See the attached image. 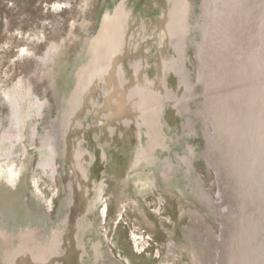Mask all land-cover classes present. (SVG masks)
Wrapping results in <instances>:
<instances>
[{
    "label": "rangeland",
    "instance_id": "1",
    "mask_svg": "<svg viewBox=\"0 0 264 264\" xmlns=\"http://www.w3.org/2000/svg\"><path fill=\"white\" fill-rule=\"evenodd\" d=\"M158 1L187 5L181 40L151 32ZM99 77L113 106L103 84L75 134L66 122L93 189L81 207L57 137L76 84L82 99ZM151 82L159 108L119 107ZM107 107L128 116L111 132ZM35 234L51 264H264V0H0V264L6 235L20 248Z\"/></svg>",
    "mask_w": 264,
    "mask_h": 264
},
{
    "label": "bare ground",
    "instance_id": "2",
    "mask_svg": "<svg viewBox=\"0 0 264 264\" xmlns=\"http://www.w3.org/2000/svg\"><path fill=\"white\" fill-rule=\"evenodd\" d=\"M179 1V0H178ZM182 1V0H181ZM174 3L173 4H175L176 3V1H173ZM125 3V2H124ZM164 3V2H163ZM172 4V5H173ZM180 4V5H179ZM179 4H177L176 5V7H174V5H173V7H170V6H167V7H165L164 6V4H161L159 1H158V5H161V7H164V10H165V12L163 13L164 15L160 18V19H157V23H156V26L154 25V28L153 29H151V32H158L159 30L161 31L162 29H164L165 27L169 30H171V32H179V33H172V34H170L169 35V37L167 38V40H170V41H172L173 39H176V38H178V39H182L183 38V36H184V34H185V32H187V23H186V21H185V18H186V16H187V5L185 4V3H183V2H181V3H179ZM148 5H150V4H148ZM152 5V4H151ZM118 14H119V12H118ZM168 15H170V17L168 18ZM133 17V16H132ZM168 18V19H167ZM127 19V18H126ZM125 19V20H126ZM116 21H117V23H116V25H115V28H113V26L111 27V25H112V21H109L108 23H109V27L111 28V29H117V30H121L122 29V27L119 25L120 24V20L118 21L117 20V18H116ZM106 22H107V20H106ZM107 27H105V29H106ZM123 30V29H122ZM131 30H133V31H135L136 29H131ZM149 30V29H148ZM132 31V32H133ZM105 32H106V30H105ZM159 33V32H158ZM122 34H123V32H122ZM121 34V35H122ZM120 35V36H121ZM119 36V37H120ZM155 37H158V34L156 33L155 34ZM121 39V38H120ZM118 42V41H117ZM117 42H116V44H117ZM115 44V45H116ZM114 45V46H115ZM120 45L122 46L123 45V41H120ZM156 45V44H155ZM157 46V45H156ZM113 52V51H112ZM177 52L179 53V47H177ZM138 58H140V57H138ZM92 60H94V57H93V53H92ZM97 60V59H96ZM112 60H113V56H111V57H109L108 59H107V64H108V62H109V64H111L112 63ZM178 60H179V56H176V58H175V61H174V65H172V66H174V67H176L177 66V62H178ZM99 61H101V60H99ZM177 61V62H176ZM126 63V61L125 60H122L121 62H120V64H125ZM92 64H95V63H92ZM120 64H118V66L117 67H119L120 66ZM175 64H176V66H175ZM90 69V68H89ZM89 69H88V71H87V75H88V73H89ZM168 69H170V68H168ZM165 70V68L163 69V71ZM101 74H102V72H100ZM107 73H109V70H107ZM161 76V75H160ZM90 77V76H89ZM141 77L142 78H140L141 80H143L144 82H142V84L143 85H146L147 83H145L147 80H146V78H144V76L143 75H141ZM157 78H159V75L157 76ZM109 79L110 80H112V78H111V73H110V76H109ZM155 81V80H154ZM157 81H159V79L157 80ZM93 82H94V79L92 80V82H91V84H92V89H91V86H87V89L83 92V94H85V93H87L86 94V96L85 97H83L82 99H80L81 98V96L82 95H80V92H81V90H82V88L84 89V86H85V84L86 83H84V84H82L81 83V85L80 84H76V86H75V88H77V90H75L74 89V92H76L75 93V95L68 101V103H69V105H70V107H69V109L66 111H63V116H62V118H63V122L61 123V125H60V133H59V136L57 137V138H60V139H58V141H62L63 142V152H64V154L65 155H68L69 153H70V155L72 156V154L74 153L75 154V156H74V158H75V168H73L72 167V159H70L69 160V162H70V169L72 170V171H77V175H79V182L78 181H76V183H75V185H72V188L76 191V197H77V201H78V206H89L90 205V203H91V199H90V197H91V192H90V189H89V180H87L86 179V177H85V174L83 173L84 171L82 170V167H81V163L86 159V155H83V156H80V152L77 150V148L75 147V146H73L72 144H71V142H69L68 140H67V135H66V133H65V130L67 129V123H70V126H71V131H72V134H75L76 133V128L78 127V125L79 124H77V125H75L76 127H74V123L75 122H77L78 120H80V119H82V117L83 116H85V110H87V112H86V114H88L89 112L91 113L92 111H93V109H94V106H95V102H96V100H95V95H96V85L95 84H93ZM148 87H149V93L147 92V93H144V92H139V91H134L135 92V94H138L139 95V99H137V100H134L133 101V98H131V99H127V100H123V99H121L120 97H119V95H118V99H117V102H118V104H119V107L120 108H122L123 109V107L122 106H124L125 104V102L127 101H129L130 103H131V106H132V109H133V111H136V112H138V113H145L146 112V110H147V112L149 111V109H148V106L147 105H149V106H153L152 107V109L153 108H155L156 106L159 108L160 106L159 105H161V103L162 102H164V101H166L167 100V97H169V95H167L166 97H165V87H164V85H163V83L161 82H151L150 84H148ZM133 92V91H132ZM133 92V93H134ZM109 93H107L106 94V96L108 95ZM151 95H155V97L157 98H154V97H152L153 98V100H156V102L155 101H150L149 99H148V96H151ZM84 96V95H83ZM94 101V102H93ZM142 103H141V102ZM93 102V103H92ZM116 102V101H115ZM80 103H81V107H80ZM137 103V104H136ZM136 105V106H135ZM140 110L142 111V112H140ZM84 113H83V112ZM146 112V113H147ZM151 112V111H150ZM150 112L148 113L149 115H150ZM81 113H83L84 115L82 116L81 115ZM124 111L123 110H120L118 113H116V114H112V113H110V112H102L101 114H100V119H102V121L100 122V123H102V125L104 126V129H105V131L107 130V131H109V132H111V130H112V126H111V124L109 123L110 121H108L107 123H106V121L107 120H111V119H115V121L116 120H122L123 118H125V117H128V116H124ZM146 113L144 114L145 116H144V118L146 117ZM103 114V115H102ZM94 115V114H93ZM96 116V115H95ZM73 118H75V121H72V119ZM144 118H142L143 119V122H142V125L140 124V127H144L145 129H146V131H147V133H148V128H147V126H145L146 125V123L144 122ZM99 119V118H98ZM139 119H141V118H139ZM148 119V118H147ZM111 121H113V120H111ZM67 122V123H66ZM114 122V121H113ZM149 122H150V118H149ZM106 123V124H105ZM127 123H129L130 125L131 124H133V123H131V122H127ZM119 124V123H118ZM122 125H120V126H122V129L126 126H128V124L127 125H125V124H123V122L121 123ZM129 125V126H130ZM124 126V127H123ZM106 131V132H107ZM53 132H54V130H53ZM53 132H51V133H53ZM56 133V132H55ZM152 134V135H151ZM56 135V134H55ZM151 138H153V131H151V133L150 134H148ZM51 136V135H50ZM52 140H50L51 142H54V140L55 139H53V138H51ZM55 145V144H54ZM52 146V145H51ZM53 147V146H52ZM55 147V146H54ZM50 148V147H49ZM55 150H56V148H55ZM72 152V153H71ZM52 153H53V151H52ZM51 159V158H50ZM52 160V159H51ZM49 161V160H48ZM52 163V162H51ZM50 163V164H51ZM52 166V165H51ZM48 167V166H47ZM49 167H50V165H49ZM87 191V192H86ZM3 234H4V232H3ZM37 234V233H36ZM36 234H35V236H31L29 239H28V237H27V239H28V241L26 242V246H21L20 248H18L19 246H14L13 245V240L15 239V235H6V237H8L7 239H6V241L7 242H5V245H6V250H5V253H3V256H2V261L3 262H5V261H7L8 260V264H22V261H21V255L19 256V255H17L18 254V251H20V254H21V252L22 253H24V251H26V250H29L30 251V253H31V256H30V259H31V263L32 262H36V263H39V264H45L46 262H49L50 263V259H49V261L47 260L48 259V257H47V254H50L49 252V247L47 246V243L45 244V242L43 243V241H40V239L39 238H37V236H36ZM57 238V237H56ZM77 238V237H76ZM25 239V238H24ZM44 239V238H43ZM64 239V237H62V240ZM25 242V241H24ZM62 241H60V240H58L57 241V243H56V245H55V250L56 251H58L59 249H60V247H61V245H62ZM48 244H49V242H48ZM37 246V248H35L36 246ZM41 245H42V249H41ZM50 245V244H49ZM33 246H35V247H33ZM45 247L48 249L47 251L45 250ZM53 247V246H52ZM44 250V251H46V253L45 252H41V250ZM61 250V249H60ZM32 251H34L35 252V254L32 252ZM62 252V250L60 251V253ZM54 253H55V251H54ZM63 253V252H62ZM58 255V254H57ZM56 255V256H57ZM63 255V254H62ZM74 255H75V253H74ZM81 252H80V254H79V256H80V258H81ZM49 256V255H48ZM52 257H54L53 256V253H52ZM58 258V257H57ZM57 260V259H56ZM57 261H59V260H57ZM52 263V262H51ZM50 263V264H51ZM57 263V262H56ZM60 263V262H59ZM79 263H80V260H79ZM48 264V263H47Z\"/></svg>",
    "mask_w": 264,
    "mask_h": 264
},
{
    "label": "flooded vegetation",
    "instance_id": "3",
    "mask_svg": "<svg viewBox=\"0 0 264 264\" xmlns=\"http://www.w3.org/2000/svg\"><path fill=\"white\" fill-rule=\"evenodd\" d=\"M126 63H127V61H126ZM121 65H122V64H121ZM111 66H112V65H111ZM117 66H118V65H117ZM116 68H118V67H116ZM108 69H109V73H111V70H112V69H111L110 67H108L107 70H108ZM116 73H118V72L116 71ZM99 78H100L99 80H98L97 78L95 79V80H96V83H95V85H96V92H95V93H96V95H95V97H96V102L98 101V97H99L98 92H99L100 90H102L101 87L103 86V84H105V85L109 84V89H110V91H109V94H108L107 96H106V95L104 96V97H105L104 99L107 100V101H110L111 104H112V106H113V100H112L111 97H110V94H111L110 92H112L113 87H114V86H113V81L110 82V81H108V79H105V80H104L102 77H99ZM142 81H143V80H142ZM142 81H141V82H142ZM143 82H144V81H143ZM112 86H113V87H112ZM96 102H95V103H96ZM108 109H109V107H107L106 109H103V111H106V110H108ZM103 111H102V112H103ZM102 112H101V113H102ZM101 113H100V114H101ZM116 125H117V123H116ZM111 126H112V125H111ZM112 127H113V126H112ZM113 128H114V127H113ZM111 131H112V130H111ZM89 189H90V192L93 190L92 187H90V183H89ZM91 194L93 195V193H91ZM92 195H91V196H92ZM90 199H91V197H90ZM43 243H44V241H43Z\"/></svg>",
    "mask_w": 264,
    "mask_h": 264
},
{
    "label": "water",
    "instance_id": "4",
    "mask_svg": "<svg viewBox=\"0 0 264 264\" xmlns=\"http://www.w3.org/2000/svg\"><path fill=\"white\" fill-rule=\"evenodd\" d=\"M208 147H209V145L207 146V152L209 151V148H208ZM215 149H216V150H218V149H219V147L215 145ZM207 163L209 164V162H208V161H207ZM209 166L212 168V170H214V171H215V169H214L213 165H209ZM215 172H216V171H215ZM228 172H229V171H227V174H228ZM216 177H217V176H216ZM225 178H226V177H225ZM216 179H217V178H216Z\"/></svg>",
    "mask_w": 264,
    "mask_h": 264
}]
</instances>
